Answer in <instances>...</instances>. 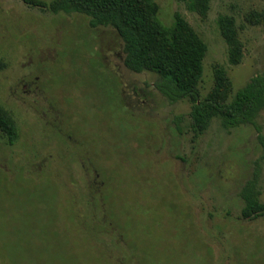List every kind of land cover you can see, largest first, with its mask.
I'll list each match as a JSON object with an SVG mask.
<instances>
[{"label": "rangeland", "instance_id": "1", "mask_svg": "<svg viewBox=\"0 0 264 264\" xmlns=\"http://www.w3.org/2000/svg\"><path fill=\"white\" fill-rule=\"evenodd\" d=\"M155 1L165 25L180 13L208 46L202 98L227 64L221 15L243 44L232 92L264 75V22L245 17L264 0H211L206 18ZM0 60V105L18 130L13 145L0 137V264H264V216L242 219L239 195L257 173L264 203L253 125L214 119L196 136L190 102L126 69L117 32L84 15L0 0ZM255 123L264 136V110Z\"/></svg>", "mask_w": 264, "mask_h": 264}, {"label": "trees", "instance_id": "2", "mask_svg": "<svg viewBox=\"0 0 264 264\" xmlns=\"http://www.w3.org/2000/svg\"><path fill=\"white\" fill-rule=\"evenodd\" d=\"M20 1L53 15H84L92 29H114L122 42V64L126 69L156 75L154 87L169 102L184 99L190 102V125L196 136L203 135L214 119H218L225 130L253 125L258 131L264 157V136L255 123L264 110V75L250 78L243 87L232 92L228 67L239 65L244 56L233 16L221 15L217 19V27L226 45L227 64L215 63L214 85L202 98L198 85L203 77L208 46L180 13H174L172 23L165 25L158 15L160 7L155 0ZM183 2L189 12L207 17L211 0ZM245 17L250 23L264 22V12L252 11ZM0 137L9 145L18 139L14 120L1 105ZM239 195L244 203L242 219L253 221L264 216V203L260 201L257 189V173L243 185Z\"/></svg>", "mask_w": 264, "mask_h": 264}]
</instances>
